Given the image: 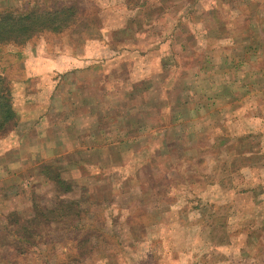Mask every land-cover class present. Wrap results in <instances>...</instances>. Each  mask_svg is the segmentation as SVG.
Returning <instances> with one entry per match:
<instances>
[{
    "label": "rangeland",
    "instance_id": "rangeland-1",
    "mask_svg": "<svg viewBox=\"0 0 264 264\" xmlns=\"http://www.w3.org/2000/svg\"><path fill=\"white\" fill-rule=\"evenodd\" d=\"M60 7L0 47V264H264V0H0Z\"/></svg>",
    "mask_w": 264,
    "mask_h": 264
},
{
    "label": "trees",
    "instance_id": "trees-1",
    "mask_svg": "<svg viewBox=\"0 0 264 264\" xmlns=\"http://www.w3.org/2000/svg\"><path fill=\"white\" fill-rule=\"evenodd\" d=\"M68 12L73 8L31 9L25 13H0V47L6 44L22 45L44 31L59 33L68 22ZM11 81L0 75V137L7 127L16 125L17 114L13 106Z\"/></svg>",
    "mask_w": 264,
    "mask_h": 264
},
{
    "label": "crops",
    "instance_id": "crops-1",
    "mask_svg": "<svg viewBox=\"0 0 264 264\" xmlns=\"http://www.w3.org/2000/svg\"><path fill=\"white\" fill-rule=\"evenodd\" d=\"M28 135L23 134V136H18V134H10L5 139H0V185L4 182L8 183L11 179L14 178V175L10 171L14 167H17L16 165L19 163H16V159L18 157V153L22 148H28L23 147L24 144H19L21 141H23ZM176 252V250H175ZM155 255V254H154ZM180 257L179 253L176 252V259ZM152 258V257H151ZM152 264H158L155 263L153 260L147 259ZM157 260V259H156ZM160 260V259H159ZM158 260V262H159ZM176 260L172 259V261H165L163 260L162 264H174ZM168 262V263H167Z\"/></svg>",
    "mask_w": 264,
    "mask_h": 264
}]
</instances>
